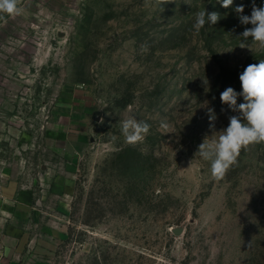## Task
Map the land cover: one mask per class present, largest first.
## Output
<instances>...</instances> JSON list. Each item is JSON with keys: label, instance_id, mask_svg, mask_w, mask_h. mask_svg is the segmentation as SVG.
Instances as JSON below:
<instances>
[{"label": "rangeland", "instance_id": "1", "mask_svg": "<svg viewBox=\"0 0 264 264\" xmlns=\"http://www.w3.org/2000/svg\"><path fill=\"white\" fill-rule=\"evenodd\" d=\"M253 3L20 0V15L0 13V211H26L13 227L29 237L15 257L0 243V264H264V143L221 180L198 153L240 116L221 92H242L264 60L242 37ZM204 10L220 19L197 31ZM128 118L150 125L136 145ZM10 185L29 206L2 198ZM44 238L57 244L35 255Z\"/></svg>", "mask_w": 264, "mask_h": 264}, {"label": "clouds", "instance_id": "2", "mask_svg": "<svg viewBox=\"0 0 264 264\" xmlns=\"http://www.w3.org/2000/svg\"><path fill=\"white\" fill-rule=\"evenodd\" d=\"M222 6L228 8L233 0H219ZM20 0H0V13L15 18L23 11L19 7ZM238 13H243V6L236 8ZM3 19V16H0ZM220 19L217 12L208 13L200 11L196 15L195 29L199 31L206 24H215ZM241 23L251 24L252 27L245 29L242 37L258 44L264 49V7H256L253 3L250 16H241ZM240 47H245L241 44ZM242 92L237 93L232 87L226 88L220 94L222 104L227 105L232 111H238L240 116L229 117L227 128L219 132L218 138L209 143L199 145L198 153L210 162L211 175L215 180L225 177L232 166L237 164L242 150L254 144L264 143V60L258 64H249L239 76ZM243 97V103H237V97ZM214 110L209 109L210 126L215 121ZM103 123V119H101ZM166 127V125H164ZM150 125L128 118L122 122L121 132L125 142L136 145L142 142L149 132Z\"/></svg>", "mask_w": 264, "mask_h": 264}, {"label": "crops", "instance_id": "3", "mask_svg": "<svg viewBox=\"0 0 264 264\" xmlns=\"http://www.w3.org/2000/svg\"><path fill=\"white\" fill-rule=\"evenodd\" d=\"M75 188V180L74 178H63L60 181V187L58 192H63L66 197H70L74 193ZM18 188L16 191H14L13 188H11V185L8 187H5L2 191V198L4 200H15V206L19 207L21 209H25L27 206H29L30 197L26 195L25 197L19 196ZM18 212H26V211H0V243L2 248V255H9V257H12L14 255H24L27 253V247L29 246V237L27 233L20 232V234H16V229L13 227L14 223L17 219L16 217H13V215H16ZM7 219H11L10 222L7 221ZM7 222L10 223L7 225ZM56 242H52L46 238L43 240L36 241L34 243V249H35V255H45L46 252H49L54 245H56Z\"/></svg>", "mask_w": 264, "mask_h": 264}, {"label": "built area", "instance_id": "4", "mask_svg": "<svg viewBox=\"0 0 264 264\" xmlns=\"http://www.w3.org/2000/svg\"><path fill=\"white\" fill-rule=\"evenodd\" d=\"M48 264H75V263L70 260H66V261L51 260V261H48Z\"/></svg>", "mask_w": 264, "mask_h": 264}]
</instances>
